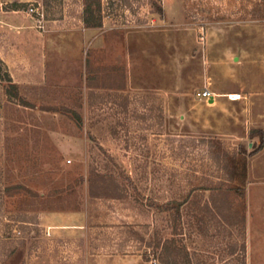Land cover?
Listing matches in <instances>:
<instances>
[{"label": "rangeland", "instance_id": "1", "mask_svg": "<svg viewBox=\"0 0 264 264\" xmlns=\"http://www.w3.org/2000/svg\"><path fill=\"white\" fill-rule=\"evenodd\" d=\"M1 8L19 15L0 18V56L18 85L11 95L0 76V264H152L110 225L153 229L152 201L207 198L225 176L214 141L247 150L248 264H264V0ZM204 88L213 102L198 97ZM100 176L129 197H94Z\"/></svg>", "mask_w": 264, "mask_h": 264}, {"label": "trees", "instance_id": "2", "mask_svg": "<svg viewBox=\"0 0 264 264\" xmlns=\"http://www.w3.org/2000/svg\"><path fill=\"white\" fill-rule=\"evenodd\" d=\"M89 10L91 4L87 2L86 11ZM85 21L89 23V19ZM0 76L8 81L9 93L18 95V85L1 56ZM120 89H124V85ZM72 114L81 124L82 116L75 111ZM214 146V156L223 166L225 176L217 185L204 189L210 192L207 198H204V191H198L193 197L187 192L182 199L152 201L151 206L161 214L153 229L149 225L143 231L138 230L131 223L110 225V228H121L120 233L136 241L137 251L145 261L152 264H248L247 150L232 152L219 141H214ZM100 177L102 183L100 179L91 178L94 197H129L113 176ZM95 182L104 188L103 195L93 191ZM15 188L27 195L37 194L23 184ZM145 246L148 249L143 250Z\"/></svg>", "mask_w": 264, "mask_h": 264}, {"label": "built area", "instance_id": "3", "mask_svg": "<svg viewBox=\"0 0 264 264\" xmlns=\"http://www.w3.org/2000/svg\"><path fill=\"white\" fill-rule=\"evenodd\" d=\"M30 12H37V11L34 7H30ZM197 95L201 99H205L207 101L214 99V95L212 94V92L208 88H204V89L198 91ZM233 95L235 96L236 94H230V98L232 100H237L238 98L232 97Z\"/></svg>", "mask_w": 264, "mask_h": 264}, {"label": "crops", "instance_id": "4", "mask_svg": "<svg viewBox=\"0 0 264 264\" xmlns=\"http://www.w3.org/2000/svg\"><path fill=\"white\" fill-rule=\"evenodd\" d=\"M17 12L18 11H15V10H4V9L1 8V10H0V18H2V19H10V21L14 23L15 22V17H17L19 15ZM0 29H2V28H0ZM234 94H236V93H234ZM84 255H86V254L84 253Z\"/></svg>", "mask_w": 264, "mask_h": 264}, {"label": "bare ground", "instance_id": "5", "mask_svg": "<svg viewBox=\"0 0 264 264\" xmlns=\"http://www.w3.org/2000/svg\"><path fill=\"white\" fill-rule=\"evenodd\" d=\"M232 97H235V98H240V96L236 93V95L234 96H232Z\"/></svg>", "mask_w": 264, "mask_h": 264}, {"label": "water", "instance_id": "6", "mask_svg": "<svg viewBox=\"0 0 264 264\" xmlns=\"http://www.w3.org/2000/svg\"><path fill=\"white\" fill-rule=\"evenodd\" d=\"M210 101H211V102H213V101H214V99H211Z\"/></svg>", "mask_w": 264, "mask_h": 264}]
</instances>
